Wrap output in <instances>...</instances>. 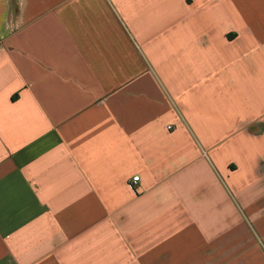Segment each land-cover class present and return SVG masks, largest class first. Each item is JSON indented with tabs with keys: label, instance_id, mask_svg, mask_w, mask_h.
<instances>
[{
	"label": "crops",
	"instance_id": "crops-1",
	"mask_svg": "<svg viewBox=\"0 0 264 264\" xmlns=\"http://www.w3.org/2000/svg\"><path fill=\"white\" fill-rule=\"evenodd\" d=\"M0 264H264V0H0Z\"/></svg>",
	"mask_w": 264,
	"mask_h": 264
},
{
	"label": "built area",
	"instance_id": "built-area-1",
	"mask_svg": "<svg viewBox=\"0 0 264 264\" xmlns=\"http://www.w3.org/2000/svg\"><path fill=\"white\" fill-rule=\"evenodd\" d=\"M140 181V178L137 176V177H134L132 179V182H131V187L134 188L136 185H138V182Z\"/></svg>",
	"mask_w": 264,
	"mask_h": 264
}]
</instances>
